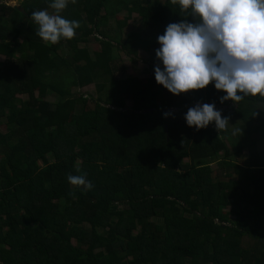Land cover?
I'll use <instances>...</instances> for the list:
<instances>
[{"label": "trees", "instance_id": "obj_1", "mask_svg": "<svg viewBox=\"0 0 264 264\" xmlns=\"http://www.w3.org/2000/svg\"><path fill=\"white\" fill-rule=\"evenodd\" d=\"M52 2L0 6L6 16L4 25L0 19V126L4 119L9 127L0 131V264H264V237L251 222L254 215L264 223V193L251 192L253 184L264 186V156L255 152L253 138H264V97L221 103L225 93L210 83L191 92L195 100L184 94L161 100L164 88L154 75L160 61L150 88L122 77L119 53L160 48L157 37L169 24L195 22L171 0H69L60 15L80 27L73 39L55 45L38 37L30 18ZM123 11L137 15L152 38L131 31L121 42L107 34L108 21ZM90 37L99 51L80 47ZM60 47L79 62L61 57ZM87 82L97 94L110 87L93 110L85 108L90 96L66 95ZM35 85L58 101L35 98ZM195 102L227 106L222 117L244 127L245 160L223 173L225 180L212 177L208 165L196 166L226 153V144L214 123L187 126L184 117ZM171 124L176 136L168 134ZM68 175H85L93 188L70 185ZM95 190L104 191L103 198ZM244 236L260 247L243 248Z\"/></svg>", "mask_w": 264, "mask_h": 264}, {"label": "clouds", "instance_id": "obj_2", "mask_svg": "<svg viewBox=\"0 0 264 264\" xmlns=\"http://www.w3.org/2000/svg\"><path fill=\"white\" fill-rule=\"evenodd\" d=\"M72 4L76 0H70ZM181 11L191 13L195 22L169 24L157 37L155 52L162 62L154 69L155 81L173 96L205 89L210 83L224 92L220 102L238 104L245 96L264 97V0H171ZM69 0H53L47 10L33 11L36 34L46 44L76 36L80 23L60 13ZM196 103V102H195ZM194 103V105H195ZM218 108V109H216ZM214 104H197L184 119L188 127L205 129L211 123L218 132L226 131L229 117H222ZM171 113H165L167 117ZM70 185L89 191L85 175H68ZM72 193H70L71 195Z\"/></svg>", "mask_w": 264, "mask_h": 264}, {"label": "rangeland", "instance_id": "obj_3", "mask_svg": "<svg viewBox=\"0 0 264 264\" xmlns=\"http://www.w3.org/2000/svg\"><path fill=\"white\" fill-rule=\"evenodd\" d=\"M155 2V0H152ZM159 2H163L164 0H158ZM23 0H0V6L6 5V6H21ZM175 11L182 12L180 9L179 4L175 6ZM48 12L52 14L54 11L52 9H49ZM3 13H1L0 10V19L2 20L3 25L6 23V16L5 18L2 17ZM2 17V18H1ZM1 23V24H2ZM108 28H110V31L108 30L107 34H109L112 38H115V34L120 37L119 40L123 42L126 38L129 32L135 31L139 34L140 37L145 39H151L152 38V32L141 22L140 18L133 14L130 17L127 16L126 12H120L116 16L110 19L108 21ZM118 29L121 31L118 33ZM80 47L86 48L89 50L90 53L97 52L100 50L99 44L97 41L93 40L92 37L89 38V42L86 44L81 43ZM159 48L152 49L150 52H146L143 50H133L131 51L130 57L125 55L124 53H119L120 56V62L124 66L125 70L122 74V77L130 78L133 81H140L142 86L144 88H150L151 87V75L153 74V66L157 64L158 60L155 56V52ZM58 53L61 57H66L67 59L71 61H77L79 62L77 57H73V55L70 53V51L65 47H60L58 50ZM131 58L136 60V63L134 64L131 60ZM4 61V57L0 56V62ZM76 63V62H75ZM161 64V62H160ZM77 95V94H83L86 96H90L91 99H89V103L86 105L87 110H93L95 106V101L98 100V98H104L107 95H110V87L107 85L105 90L101 94L96 93V89L93 82H87L82 85H80L78 88H70L66 90V95ZM161 100H165L167 96H173L171 93H169L165 88L163 92H160ZM33 95L36 98H42L44 101L49 103H56L59 99L57 95L54 93L48 91L46 88L35 85L33 90ZM186 99H193L195 100V95L191 92L186 93L183 95ZM19 99L26 100L27 96H20ZM125 100V108H130L132 105L131 97L126 96L124 98ZM160 100V99H159ZM160 100V101H161ZM79 109V108H78ZM218 109V108H216ZM219 110V109H218ZM6 114H8V110H6ZM172 127L169 128V135L176 136L177 131L174 124H171ZM9 130L8 125L5 123V120H2V124L0 126V131L2 133H6ZM244 127L240 125L236 119L229 118V126L226 131L221 132V138L226 144V153L219 152L216 156H214L211 159H203L196 164L198 165H208L211 168L212 177L215 176V179L219 180H225L226 176H223V173L229 172L230 168L234 165V163H241L245 160L246 152H247V144L248 139H245L243 136ZM253 138L254 141V150L257 153L258 156H264V138H258L257 135H254ZM240 146L239 149L237 147ZM49 160L52 161V157L48 155ZM2 158V154L0 153V160ZM183 163H187L186 159H183ZM76 165H79V161H77ZM95 194L99 198H103L104 191L102 190H95ZM251 192L253 195L262 194L264 193V186L259 184H253L251 187ZM121 208V207H119ZM228 208H225L223 210V214L226 215V222L231 221L232 217L229 216L227 212ZM179 208L177 207L175 209V212H178ZM155 223H160V219L154 218L151 219ZM253 227L255 231L259 234H261L264 237V223L257 220V218L253 215L252 221ZM103 233V232H102ZM134 234L138 233V229L133 232ZM73 245H80L79 242L76 240H72ZM240 244L243 248H254L257 249L260 247L258 244L253 240L250 239L247 236L242 237ZM97 256H100L103 254L102 251H97Z\"/></svg>", "mask_w": 264, "mask_h": 264}, {"label": "water", "instance_id": "obj_4", "mask_svg": "<svg viewBox=\"0 0 264 264\" xmlns=\"http://www.w3.org/2000/svg\"><path fill=\"white\" fill-rule=\"evenodd\" d=\"M14 8H15V7H14ZM16 9L19 10V8H17V7H16ZM197 104L203 105L202 102H196V103H195V106H196ZM229 106H230V105H229ZM216 107H217V106H215V108H216ZM226 107H227V106H222L221 109L224 110V109H226ZM164 127H165V126H164Z\"/></svg>", "mask_w": 264, "mask_h": 264}, {"label": "crops", "instance_id": "obj_5", "mask_svg": "<svg viewBox=\"0 0 264 264\" xmlns=\"http://www.w3.org/2000/svg\"><path fill=\"white\" fill-rule=\"evenodd\" d=\"M13 7L16 8V6H13ZM17 8H19V7H17ZM0 10H1V9H0ZM19 10H20V8H19ZM1 13H3L2 10H1ZM3 15H4V14H3ZM2 17H3V16H2ZM2 17H1V18H2ZM0 56H1V55H0ZM130 80H131V79H130ZM132 81H133V80H132Z\"/></svg>", "mask_w": 264, "mask_h": 264}]
</instances>
